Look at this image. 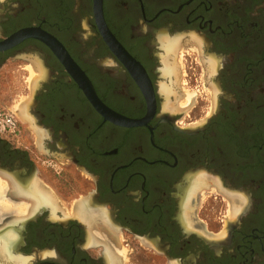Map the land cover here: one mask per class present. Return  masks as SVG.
Returning a JSON list of instances; mask_svg holds the SVG:
<instances>
[{
    "label": "flooded vegetation",
    "instance_id": "af4514ba",
    "mask_svg": "<svg viewBox=\"0 0 264 264\" xmlns=\"http://www.w3.org/2000/svg\"><path fill=\"white\" fill-rule=\"evenodd\" d=\"M101 11L103 23L94 0H0V84L14 61L35 78L16 130L0 131V264H264V0ZM86 80L137 123L105 118ZM172 99H195L189 112L212 101L184 122L197 115Z\"/></svg>",
    "mask_w": 264,
    "mask_h": 264
},
{
    "label": "rangeland",
    "instance_id": "374dc122",
    "mask_svg": "<svg viewBox=\"0 0 264 264\" xmlns=\"http://www.w3.org/2000/svg\"><path fill=\"white\" fill-rule=\"evenodd\" d=\"M21 64H23V61L12 62L10 68L13 69L14 71L13 70L10 71V74H9V77L7 78V80L5 82H1V84H0V112L5 111L8 108H11L13 110L14 109L17 110L18 105L20 103L26 101L25 99H26V96H28L27 92L29 90L28 87L30 86V81L33 77L32 75H34V74H33V69H31L27 65V67L29 68L27 78L22 77L21 75H23L24 70H21V68H20ZM16 69H18V70L16 71ZM27 79H28V81H27ZM204 90L209 91V89H207V87H205ZM193 93H194V90L189 91L188 89H184L185 95H192ZM175 100L177 103H179V105L181 104L180 101L182 102L181 105H184V103L187 104L186 99H172V101H175ZM194 100L195 99H193V101L191 103H189V105H187V106L185 104L186 112H189V110H190L189 108H190L191 104L194 102ZM197 100L199 101L197 104V107L192 108L193 110L191 112H189V114H191L192 116L197 115V117L193 118V119L181 118V120H183L184 122H187L190 120L191 121L199 120V119L204 117L203 115L206 112L210 111L212 99H197ZM201 105H202V108H201ZM23 126L24 125L20 124L21 128ZM44 160H45V163H47V162L53 163L49 158L44 157ZM43 176L45 177L44 180L49 184L51 182V181H49V179L52 176L51 173L46 172L44 170ZM46 184H44V188L46 187L49 191H51ZM213 193H214V189H212V187H210V189H206V187H205V189H203L200 202L201 201L203 202L205 199H209V195L213 194ZM208 201H210V200H208ZM205 202H206V200L204 201V203ZM205 204H204V207L206 206Z\"/></svg>",
    "mask_w": 264,
    "mask_h": 264
},
{
    "label": "water",
    "instance_id": "95a60500",
    "mask_svg": "<svg viewBox=\"0 0 264 264\" xmlns=\"http://www.w3.org/2000/svg\"><path fill=\"white\" fill-rule=\"evenodd\" d=\"M94 11H95L98 19L100 20V22L103 23L102 11H101V0H94ZM30 34L31 33H30L29 30H22L21 32L15 34L13 36H11V38H9L8 40H6V43L7 44H10V43L16 41L17 38H21L23 36H27V35H30ZM108 36H109L110 41H111V46L113 48H118V47L120 48V45L115 40V38L109 33V31H108ZM48 37H46V39H47L46 41L49 44V46L52 47V48H56V50L58 52H60V53L62 52L64 56H67L64 48L56 40L51 39L50 37L48 38ZM66 58L69 61H71L68 56ZM86 82L88 84V87H90V89H87V92H88L89 97L91 98V101L94 103V105L97 107V109L100 110L104 114L105 118H107L109 120H112L114 122H122L125 125H133V124H136L137 123L136 121L131 120V119H125V118L121 119L120 115H118L115 112H112L111 110H108V108H106L105 105L102 104L97 99V96L94 93V91H93L90 83L88 82V80H86Z\"/></svg>",
    "mask_w": 264,
    "mask_h": 264
},
{
    "label": "bare ground",
    "instance_id": "6f19581e",
    "mask_svg": "<svg viewBox=\"0 0 264 264\" xmlns=\"http://www.w3.org/2000/svg\"><path fill=\"white\" fill-rule=\"evenodd\" d=\"M172 49H173V46H169L168 48H167V53H170L171 51H172ZM170 55V54H169ZM169 63V62H168ZM174 63H176V62H174ZM173 65H175V64H167V65H165V68H164V70H165V73H172V72H174V67L176 66H173ZM35 67V69H36V66H34ZM35 73V72H34ZM32 75V74H31ZM33 76V75H32ZM32 79H35V78H32ZM35 83V82H34ZM166 90H167V88H166ZM167 101H170V100H168L167 99ZM191 101H192V99H186V102H187V104L186 103H184V105L186 104V105H189V103H191ZM175 103V102H174ZM180 103L182 104V102L180 101ZM180 104V105H181ZM173 106V105H172ZM178 106V105H177ZM18 107H19V109H20V116L21 117H23L22 116V108H23V103H20L19 105H18ZM188 108V107H187ZM174 109V108H173ZM177 109V108H176ZM181 109V108H180ZM25 110V109H24ZM205 180L203 179V178H198V179H196L195 178V180H194V182H193V187H192V190H194L195 188H198V187H200L201 185H205ZM40 191V192H39ZM39 191H37L38 192V195H40V199H39V201H42V202H46V201H50V200H52L51 199V196H50V194L48 193V191H46V190H44V189H41V190H39ZM33 197V196H32ZM35 197H37V196H35ZM35 199V198H34ZM80 207V206H79ZM81 208H83L82 206H81ZM79 211L81 212V209H79ZM78 211V212H79ZM82 212H84L85 213V210L83 211V209H82ZM81 212V215L84 217V215L85 214H83ZM87 214V213H86ZM93 216V215H92ZM91 215H90V219L88 218V217H84L86 220H88V223H90L92 220H93V217H92ZM80 217V216H79ZM82 219V218H81ZM92 223V222H91ZM94 224V223H93ZM7 252H8V244H7V238L5 239V238H0V255L1 256H5L6 254H7Z\"/></svg>",
    "mask_w": 264,
    "mask_h": 264
},
{
    "label": "built area",
    "instance_id": "2783aa9c",
    "mask_svg": "<svg viewBox=\"0 0 264 264\" xmlns=\"http://www.w3.org/2000/svg\"><path fill=\"white\" fill-rule=\"evenodd\" d=\"M19 121L16 117V113L13 109L8 108L5 111L0 112V131L14 132Z\"/></svg>",
    "mask_w": 264,
    "mask_h": 264
}]
</instances>
